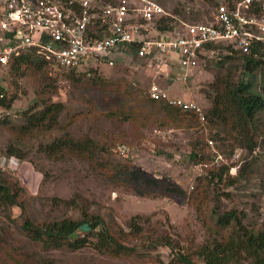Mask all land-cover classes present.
<instances>
[{
  "label": "rangeland",
  "instance_id": "rangeland-1",
  "mask_svg": "<svg viewBox=\"0 0 264 264\" xmlns=\"http://www.w3.org/2000/svg\"><path fill=\"white\" fill-rule=\"evenodd\" d=\"M156 1L190 23L211 22L216 5L225 0ZM149 33L158 37L157 30ZM104 54L90 56L79 69L99 66L106 86L94 83L95 72L78 81L41 83V74L18 76L0 68V79L6 78L17 96L6 111L7 121H0V148L13 145L23 159L16 170L1 171L20 198L17 205L0 204V264H42L44 259L54 264H163L171 257V247L160 244L152 250L149 236H171L196 249L205 241L227 238L233 222L223 228L217 220L230 211L239 217L243 231L264 229V112L255 136L258 145L251 150L244 138L228 132L230 127L189 123V116L170 120L164 104L149 96L150 86L157 83L171 96L208 110L213 105L210 95L215 94L211 83L216 64L224 59L227 71L231 66L238 69L239 55L217 48L208 59L201 58L186 81L176 60L171 68L176 78L168 80L154 59H137L119 48ZM229 54L235 59L225 57ZM42 100L64 105L54 127L17 130L27 124L26 112ZM66 136L90 140L94 157L72 150L42 151V145ZM192 150L205 156L201 162L191 159ZM132 171L144 179L131 181ZM65 217L102 219L140 255L113 256L91 245L75 251L45 249L22 228L27 219L43 226ZM134 222L143 228L141 235L135 236Z\"/></svg>",
  "mask_w": 264,
  "mask_h": 264
},
{
  "label": "trees",
  "instance_id": "trees-1",
  "mask_svg": "<svg viewBox=\"0 0 264 264\" xmlns=\"http://www.w3.org/2000/svg\"><path fill=\"white\" fill-rule=\"evenodd\" d=\"M224 2H229V0ZM152 24L154 29L158 31V37L184 27L183 21L171 13L163 15ZM101 30L102 27L97 25L96 35L98 37L102 36ZM147 33L150 34L149 32ZM139 46V42L128 45L129 49L134 51ZM217 48L228 49L231 53L239 55L235 57L233 54H229L225 57L228 59L239 58L240 67L235 69L231 66L229 71H227L224 59L216 64L218 71L215 75V81L211 83L215 94L210 95L213 99V105L208 110H204L205 123L200 121L198 114L195 112L184 111L181 108L172 106L164 99L154 100L149 95L150 99L164 104L163 106L170 120L184 119L185 121L189 116V121H191H187L189 123H194L197 120L200 124L209 125L212 123L225 129L230 127V131L227 130L228 132L240 135L248 143V147L254 150L258 145V138L256 139L255 136L258 133V125L264 112V93L262 92V89H264V49L257 48L251 53H245L227 41L209 42L203 46L202 52H200V60L201 58L208 59L210 52H215ZM131 54L134 58L144 59L136 56L135 53ZM154 61L157 62L158 60L154 59ZM3 67L9 68V73L12 75L26 76L32 73L37 77L41 74L43 75L41 83L49 80L57 82L60 79L78 81L82 80L84 76H91L94 72V74H98L99 70L98 67L60 69L55 64V61L47 59L35 47L13 55L10 62ZM51 71L54 72L53 75L50 74ZM94 74L92 79L97 86L108 85L107 80L100 78L99 74V77ZM3 79V81L0 79V91L4 94V97L0 99V102L7 111L12 107L17 96L10 92V86L6 85L5 82L6 78ZM45 86H48V83ZM6 111L0 119V121L3 120V123L7 121ZM63 111L64 105L61 102H48L47 100L36 102L34 109L26 112L27 124L18 126L17 130L20 129L22 132H27L37 130L39 126H45L43 130L51 129L58 122ZM41 148L47 154H59L61 152L64 153L66 150H72L80 153L87 152L91 158L94 157V154L92 155L91 153L94 147L90 140H78L69 136L55 138L49 143L42 145ZM0 151L7 155L17 156L22 164L23 159L18 155L19 150L13 145H10L7 149L0 148ZM204 157L203 154L199 157L198 152L194 150L191 152V159L196 161L202 160ZM1 171L3 170L0 168V204L17 205L20 193L17 190L13 192L10 186L3 181ZM129 173L133 182L138 179H144L143 175H136L134 171ZM232 222L234 228H231L226 239L218 240L214 238L212 241H205L199 244L196 249H189L182 246L179 241L173 240L171 236L162 235L149 236L148 244L151 245L152 250L160 244L171 247V257L163 264H264V229H245L243 231L241 229L242 225H240L241 221L233 211L219 215L217 220V224L223 228L231 227ZM131 227L135 229L133 231L135 236L142 234L143 228L140 225L134 222ZM22 228L32 242L41 244L45 249L75 251L91 245L97 251L109 253L113 256L121 254L140 255V251L136 246L128 245L119 240L102 219L86 217L82 220H76L65 217L45 223L43 226L36 225L30 219H27ZM79 230L87 233L79 235ZM43 263L54 264L52 260L48 261L45 259ZM37 264L40 263L37 262Z\"/></svg>",
  "mask_w": 264,
  "mask_h": 264
},
{
  "label": "built area",
  "instance_id": "built-area-1",
  "mask_svg": "<svg viewBox=\"0 0 264 264\" xmlns=\"http://www.w3.org/2000/svg\"><path fill=\"white\" fill-rule=\"evenodd\" d=\"M168 13L156 0H0V67L32 47L64 70L79 69L90 56L104 57L119 48L140 58L157 59L159 73L170 78L176 60L187 81L209 42L227 41L245 53L264 49V0L223 2L216 6L211 22L183 21L181 29L149 37L152 23ZM97 25L102 27L101 37L96 35ZM136 42L137 50L129 49ZM149 95L195 112L206 122L204 109L193 100L171 96L157 83L150 86ZM5 111L0 102V119ZM19 163L17 156L0 151L1 169L16 170Z\"/></svg>",
  "mask_w": 264,
  "mask_h": 264
},
{
  "label": "crops",
  "instance_id": "crops-1",
  "mask_svg": "<svg viewBox=\"0 0 264 264\" xmlns=\"http://www.w3.org/2000/svg\"><path fill=\"white\" fill-rule=\"evenodd\" d=\"M172 77L170 78V80H174L176 78V75L173 73V71L171 72Z\"/></svg>",
  "mask_w": 264,
  "mask_h": 264
},
{
  "label": "clouds",
  "instance_id": "clouds-1",
  "mask_svg": "<svg viewBox=\"0 0 264 264\" xmlns=\"http://www.w3.org/2000/svg\"><path fill=\"white\" fill-rule=\"evenodd\" d=\"M229 1H230V0H229ZM160 4H161V3H160ZM161 5H162V4H161ZM168 14H170V13H168ZM153 29H154V28H153ZM146 59H149V58H146ZM91 67H93V68H94V67H98V68H99V66H97V65H94V66H91ZM91 67H90V68H91Z\"/></svg>",
  "mask_w": 264,
  "mask_h": 264
}]
</instances>
